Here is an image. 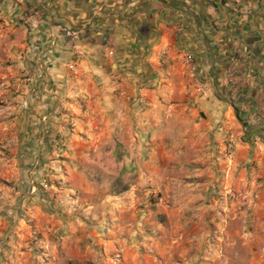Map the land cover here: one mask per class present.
Returning a JSON list of instances; mask_svg holds the SVG:
<instances>
[{
	"label": "crops",
	"instance_id": "1",
	"mask_svg": "<svg viewBox=\"0 0 264 264\" xmlns=\"http://www.w3.org/2000/svg\"><path fill=\"white\" fill-rule=\"evenodd\" d=\"M0 143L61 264H264V0H0ZM101 151L136 179L41 191Z\"/></svg>",
	"mask_w": 264,
	"mask_h": 264
},
{
	"label": "rangeland",
	"instance_id": "2",
	"mask_svg": "<svg viewBox=\"0 0 264 264\" xmlns=\"http://www.w3.org/2000/svg\"><path fill=\"white\" fill-rule=\"evenodd\" d=\"M0 149L3 151V148ZM96 161L94 167L71 172L69 180L63 176V170L62 175L48 177L46 182L51 188L47 190V187L41 185V191L45 195L86 203L88 196L93 194L98 198L107 193L119 192L123 186L119 181L123 176L127 175L129 180H135L138 176L137 171L121 170L118 156L106 155L101 151L96 155ZM109 180L116 182L109 185ZM9 197L11 184L0 171V264H61L54 258L56 255L62 256L65 251L61 247L60 234L45 232V220L34 216V213L26 217H13L11 202L7 200ZM80 254L81 260L76 261V264L92 261L91 258L88 260L89 254L85 249H81ZM49 260L52 262L48 263Z\"/></svg>",
	"mask_w": 264,
	"mask_h": 264
},
{
	"label": "built area",
	"instance_id": "3",
	"mask_svg": "<svg viewBox=\"0 0 264 264\" xmlns=\"http://www.w3.org/2000/svg\"><path fill=\"white\" fill-rule=\"evenodd\" d=\"M30 23L33 25V24H34L33 20H30ZM71 70H72L73 74H76V70H75L74 67H72ZM227 82H228L229 84H232V83L234 82V73H233V71H228V72H227ZM25 107H26V106H25ZM71 125L74 126L75 123L72 122ZM1 147H2L3 149H6V148L8 147V145H7L6 143H3V144L1 145Z\"/></svg>",
	"mask_w": 264,
	"mask_h": 264
}]
</instances>
